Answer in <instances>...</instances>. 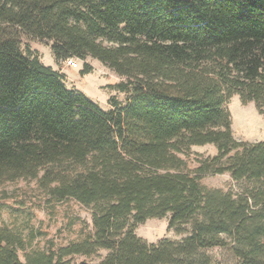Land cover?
I'll return each instance as SVG.
<instances>
[{
	"label": "trees",
	"instance_id": "16d2710c",
	"mask_svg": "<svg viewBox=\"0 0 264 264\" xmlns=\"http://www.w3.org/2000/svg\"><path fill=\"white\" fill-rule=\"evenodd\" d=\"M25 38L52 42L57 65L100 61L125 102L104 111L69 89ZM235 95L264 115V0H0V264H220L202 252L215 248L264 264V141L234 138ZM209 144L216 155L192 151ZM210 174L240 190L207 187ZM19 181L36 188L8 193ZM30 193L89 210L79 237L40 248L4 224ZM167 217L190 234L136 235Z\"/></svg>",
	"mask_w": 264,
	"mask_h": 264
},
{
	"label": "rangeland",
	"instance_id": "374dc122",
	"mask_svg": "<svg viewBox=\"0 0 264 264\" xmlns=\"http://www.w3.org/2000/svg\"><path fill=\"white\" fill-rule=\"evenodd\" d=\"M24 44H28L33 50L38 52V57L46 67H51L58 71L64 79L69 89H75L84 93L92 99L104 111H110L109 100L115 98L124 103L127 95L115 90L114 86L122 81V77L102 64L100 61L91 57L86 60L75 58L77 68L67 66V60L56 64L52 55V42L42 40H32L25 38ZM92 67L88 74H82L85 65ZM232 119L233 136L238 141L260 142L264 141V115L261 114L254 103H243L238 95H235L227 106ZM192 151L206 158L217 154V148L214 145L194 146ZM202 183L209 188L221 190H233L238 192L240 184L231 180L228 174L206 175ZM36 188L34 181H19L14 184L6 185V190L11 195H16L18 189L32 192ZM29 197L24 208V215L7 213L2 214L3 223L9 226H16L25 236L34 235L33 246L43 248L48 241H54L55 244L64 245L77 239L80 235V229L84 219H88L89 210L79 204L70 201L60 205L47 207L41 202L42 195L33 197V193L27 194ZM22 198L19 196V199ZM31 199L35 202H31ZM11 203V202H9ZM42 203V204H40ZM19 215V216H18ZM169 218H153L142 225H138L135 233L150 244H159L164 240L181 241L186 238L191 230L189 225H184L181 232L169 228ZM84 229V228H83ZM213 263L235 264L234 260L228 255V252L222 248L207 249L202 251Z\"/></svg>",
	"mask_w": 264,
	"mask_h": 264
},
{
	"label": "built area",
	"instance_id": "2783aa9c",
	"mask_svg": "<svg viewBox=\"0 0 264 264\" xmlns=\"http://www.w3.org/2000/svg\"><path fill=\"white\" fill-rule=\"evenodd\" d=\"M67 66L71 67V68H77V62L75 60V58H70L67 60Z\"/></svg>",
	"mask_w": 264,
	"mask_h": 264
}]
</instances>
